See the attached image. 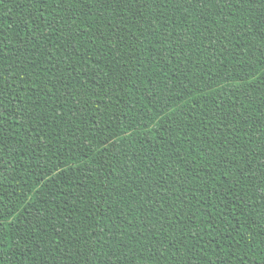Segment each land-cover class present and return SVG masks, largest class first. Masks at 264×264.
I'll return each instance as SVG.
<instances>
[{
	"label": "trees",
	"instance_id": "16d2710c",
	"mask_svg": "<svg viewBox=\"0 0 264 264\" xmlns=\"http://www.w3.org/2000/svg\"><path fill=\"white\" fill-rule=\"evenodd\" d=\"M49 4L0 0V120L7 142L0 151V212L12 248L4 249L3 264H57L35 247L38 236L17 235L24 217L40 212L60 228L71 213L87 223L85 213L97 202L101 212L92 226L99 223L107 239L114 224L122 225L119 239L132 249L124 264H264V56L246 46V34L228 42L232 28L247 27L249 14L231 10L220 44L210 39L206 13L189 9L188 15L166 0L162 8L148 0L140 5L148 33L141 45L135 6L106 12L114 25L96 26L77 11V19L61 26L67 14ZM46 84L58 88L47 99ZM37 112L33 124L29 117ZM224 117L232 123L225 126ZM157 182L165 188V218L148 204L151 215L139 210L143 200L133 199L140 191L155 201L159 190L149 184ZM118 193L126 200L104 215ZM146 222L165 242L155 256L143 253L144 236L124 235L135 230L129 223ZM43 227L51 236L52 226ZM156 239L147 233L148 241ZM68 251L71 258L58 264H81L79 249Z\"/></svg>",
	"mask_w": 264,
	"mask_h": 264
},
{
	"label": "snow or ice",
	"instance_id": "6c2138e0",
	"mask_svg": "<svg viewBox=\"0 0 264 264\" xmlns=\"http://www.w3.org/2000/svg\"><path fill=\"white\" fill-rule=\"evenodd\" d=\"M152 2L156 4L157 8H162L164 7L165 0H152ZM166 2L169 5H175L176 10H180L188 15L191 14L188 10L192 9L200 10L201 16L205 13L210 16V26L208 27V31L211 33L210 39H214L216 43L220 44H223V40L226 38L225 33L231 27L229 25V16L233 15L231 10L235 7L240 13L249 14L250 18L248 19L247 27L239 32L235 28H232L231 31L235 33V36L230 38L228 42L231 43V39H239L242 35L246 34V46L255 48L260 52L261 56H264V0H259V2L258 0H166ZM29 3L30 5L38 3L44 8L50 6L49 0H29ZM52 4L60 8L62 13L67 14L66 17L64 15L60 16L61 26L69 24V22L77 19V11L80 12L81 16L92 18L96 26H100L104 21L114 25L115 21L106 17V12L112 11L114 13L119 10L120 7H126L131 12L135 6L136 10L133 12V15L138 17L137 24L140 26L139 34L143 37V40L137 38V42L143 45L148 39V33L145 31L144 23L141 22L143 20V10L140 7L141 4L148 6V0H52ZM225 8L229 9L228 15H225ZM253 8H255V11H253ZM41 15H43V13H41ZM125 19L126 17L122 16L121 22ZM55 20L56 17H53V21ZM46 23H48V27L50 29L55 30L57 28V25L54 22ZM167 26L170 27L171 24L169 23ZM211 26H215L216 31H213ZM124 27H126V25H124ZM201 27H204L203 22L201 23ZM149 29L151 32H154L156 29V23L153 22L150 24ZM120 30H123V28ZM196 31L199 32L200 28H196ZM71 32L72 28L69 26L68 33ZM217 32L219 34H217ZM70 38L75 41V36H71ZM21 43L23 44V41H21ZM196 47L199 48V45H196ZM214 50L215 47L213 46V51ZM224 50H227V45H224ZM240 51H244V49H240ZM9 79H12L11 72ZM0 80H3L2 71H0ZM44 87L48 89L47 92H44L45 99H47L49 95H56L52 92V88H57V85L52 84L51 87H48L46 84ZM2 92L3 90L0 89V106H3L4 104ZM35 108L39 109L40 105L37 103ZM26 111L27 109H25V112ZM55 114L56 113L53 112V115ZM38 115L39 113L37 112L29 117L30 122L35 124L37 122ZM208 118L210 119V117ZM217 118L220 119V117ZM223 120L226 121L225 126H227L228 123H232V120L229 117H224ZM201 123H203V121H201ZM4 131L3 121L0 120V151L7 146V142L3 138ZM262 144H264V141H262ZM123 175H127V173L122 172V176ZM125 185L127 188L131 189V184H128L127 181H125ZM149 188L159 190L155 193V201L146 196H141L140 191L135 193V197H133V199L139 197L143 200V204L139 205V210L148 212L149 215H151V211L144 208V204H148L160 217L165 218L166 212L160 205V198L164 193L165 188L158 182L154 186L149 184ZM113 191H115V189H111L109 191L110 196ZM260 195L261 198L264 199V189H261ZM118 196V200H114L113 203L108 204L103 208L104 215H107L109 211L119 207L121 201L126 200L124 195L118 193ZM128 196L132 197L131 191H129ZM80 199L82 200L83 198L81 197ZM126 202L130 207L132 206L131 199ZM167 211H173V209L170 208ZM100 212L101 205L99 202L93 204L85 213L86 217H90V220L87 223H79L76 219H73L72 214L69 213L68 217H66L62 222L64 226L60 228H55L56 221L52 220L48 216L41 215L40 212L29 213L24 217V228L18 231L17 235L23 240L28 239L29 233H32L33 237L38 236L39 238L35 241V247L39 248L40 253L44 257H50L51 260L57 262V264L61 259L65 258V256L67 258H71V251L65 253V249H71L73 247L79 249V251H77V255L81 256V264H92L93 261H95V264H113V261H116V264H124L125 261L129 260L127 252L132 251V249L129 248L126 241L119 239V232L122 225L114 224L116 233H109L108 238L105 239L104 230L99 227V223H96L95 227L92 226V221L96 220V216ZM121 214L123 215V213ZM4 219H6V216L0 212V264H3V258L5 256L4 249L7 248L9 252L12 251L11 241L4 239V233L7 230V226L3 224ZM80 219L83 221L85 217H81ZM18 222L19 221H16V223ZM46 224H50L54 229L51 236L48 230L43 227ZM171 226L172 224L170 220L161 225V227L165 230ZM128 227L135 229L132 233H124V235L128 236L129 239H131V237L137 232L140 236L145 237L143 253H147L148 256H155L156 253L159 252L160 246H164L165 244L164 240H160L157 236V232L159 230L155 229L151 222H146L145 226L142 228H135V226L130 223ZM82 228L83 231H81ZM149 231H151L153 236L157 237L155 241L147 240V233ZM96 241H99L102 246L98 247ZM136 243L139 244L140 240L137 239ZM20 247H22V245L17 244V250H19ZM26 247L27 251L33 252V247L31 245H27ZM152 248H155L156 252H152ZM105 249H107V251ZM33 255H35V252H33ZM141 258L143 259L144 256L142 255ZM164 258H167V256L165 255ZM45 264H47V260L45 261Z\"/></svg>",
	"mask_w": 264,
	"mask_h": 264
}]
</instances>
